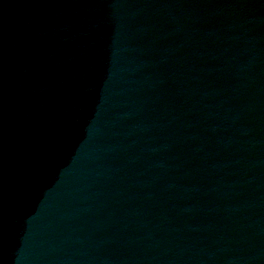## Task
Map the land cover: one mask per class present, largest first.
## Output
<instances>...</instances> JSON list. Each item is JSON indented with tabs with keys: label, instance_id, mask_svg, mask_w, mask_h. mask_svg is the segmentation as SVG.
<instances>
[{
	"label": "water",
	"instance_id": "water-1",
	"mask_svg": "<svg viewBox=\"0 0 264 264\" xmlns=\"http://www.w3.org/2000/svg\"><path fill=\"white\" fill-rule=\"evenodd\" d=\"M0 264H264V0H0Z\"/></svg>",
	"mask_w": 264,
	"mask_h": 264
}]
</instances>
